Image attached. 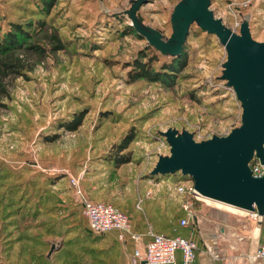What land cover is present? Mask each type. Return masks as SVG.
<instances>
[{
  "label": "rangeland",
  "instance_id": "obj_1",
  "mask_svg": "<svg viewBox=\"0 0 264 264\" xmlns=\"http://www.w3.org/2000/svg\"><path fill=\"white\" fill-rule=\"evenodd\" d=\"M179 1L148 0L138 18L169 38L170 15ZM248 1L211 0L210 10L232 31L235 22L247 20L251 37L264 42V1ZM48 2L53 6L47 12L43 7ZM129 2L0 0V37L13 31L11 24L25 28L41 21L43 27L27 43L47 51L42 57L24 49L14 53L24 62L25 74L6 80L9 96L0 100L5 105L0 107V264H48L59 246L50 239L55 226L69 215H77L79 222L86 219L76 202L77 189L91 202L122 211L120 204L142 200L141 185L146 183L160 189L158 197H168V190L180 204L174 187L190 185L188 177L150 175L158 157L169 155L161 133L187 131L201 142L226 136L241 124L240 104L221 80L225 49L195 24L179 62L158 52L156 82L129 81V65L154 53L146 50L150 46L123 14ZM234 30L238 34L239 28ZM52 34L59 37L62 50H51ZM82 112L76 131L62 127ZM130 135L134 140L126 152L131 161L115 167L113 147ZM193 210L194 220L178 225L176 235L193 241L199 237L198 254L210 247L211 264H259L251 256L261 231L248 215L203 200L193 201ZM79 222L77 228L85 230Z\"/></svg>",
  "mask_w": 264,
  "mask_h": 264
},
{
  "label": "water",
  "instance_id": "obj_2",
  "mask_svg": "<svg viewBox=\"0 0 264 264\" xmlns=\"http://www.w3.org/2000/svg\"><path fill=\"white\" fill-rule=\"evenodd\" d=\"M147 3L130 0L123 14L147 45L162 56L181 55L193 24L218 39L226 53L221 80L233 90L241 108L240 126L226 136L196 142L187 131L162 132L169 155L158 157L150 175L180 173L192 181L201 198L262 216L264 172L261 177L253 176L250 163L257 159L264 165V42L251 37L247 20L242 21L238 34L225 26L210 10L211 0H180L170 15L172 33L164 38L138 18V10Z\"/></svg>",
  "mask_w": 264,
  "mask_h": 264
},
{
  "label": "crops",
  "instance_id": "obj_3",
  "mask_svg": "<svg viewBox=\"0 0 264 264\" xmlns=\"http://www.w3.org/2000/svg\"><path fill=\"white\" fill-rule=\"evenodd\" d=\"M165 189L167 190V188ZM159 190L160 189L157 187L150 188L149 184L145 183L141 185L142 200H138L139 203L120 204L121 210L130 217L131 233L138 235L140 241H133L128 234H124V239H120V234L116 231L96 235L88 229V223H86L84 217H81L80 215L79 218H81L79 219V222L77 215H69L65 217L67 219L61 224V226L58 224L55 226V233L50 235V239L56 241L59 246L55 248L54 251L52 250L53 252L51 251L52 260L46 259L47 263L131 264L135 250L144 252L145 244L149 240V231L156 234H164L169 237H181L176 235L177 233H180L178 232V225H180V220L184 218L181 205L177 202L178 200L176 201L173 197L169 196L171 194H169L168 190V197H158L159 193L157 194V192H159ZM148 192L150 195H148ZM160 193L164 194V190L162 189ZM75 196L76 202L81 206L82 198L89 199L85 192L81 197L76 194ZM95 199L97 200V198ZM73 219H75V221H73ZM78 222L82 223L86 229L83 230V228H77L79 225ZM220 230L223 232V229H219V231ZM220 236H225V233H221ZM220 236L214 234L215 240H221ZM193 238L196 245L199 244V237L197 238L194 236ZM241 239L243 244L245 239L244 237ZM259 242L260 238L257 246ZM199 250L197 247L198 252ZM197 251V264H211L207 252H201V254H198ZM176 264H181L179 253L177 254Z\"/></svg>",
  "mask_w": 264,
  "mask_h": 264
},
{
  "label": "built area",
  "instance_id": "obj_4",
  "mask_svg": "<svg viewBox=\"0 0 264 264\" xmlns=\"http://www.w3.org/2000/svg\"><path fill=\"white\" fill-rule=\"evenodd\" d=\"M248 2H251V0ZM248 2H245L244 6ZM240 25L241 23L235 22L234 29L239 28ZM234 29L233 31H236ZM250 169L253 176L261 177L264 172V165H261L258 160L252 161ZM190 183V185L185 187L179 185L174 187V192L180 198L181 209L184 213V218L180 220V226L182 227H186L189 220H194L196 217L193 210V201L202 200L194 189L192 181ZM73 184L76 186V183ZM75 193L82 196L79 189ZM81 200L83 213L91 232L94 234H105L116 231L119 232L120 239H124V234H128L133 241H140L138 235L131 233V223L128 214L109 203L91 202L84 198ZM248 216L261 231L260 242L251 259L259 264H264V214L259 216L256 212H249ZM148 236L149 240L145 244L144 252L135 250L131 264H176L178 253L181 257V264H196L197 245L192 239L169 237L152 231L148 232ZM211 252L212 248L207 247V253L211 254Z\"/></svg>",
  "mask_w": 264,
  "mask_h": 264
},
{
  "label": "trees",
  "instance_id": "obj_5",
  "mask_svg": "<svg viewBox=\"0 0 264 264\" xmlns=\"http://www.w3.org/2000/svg\"><path fill=\"white\" fill-rule=\"evenodd\" d=\"M52 2V1H51ZM48 2L46 7H43L45 11H49L53 3ZM43 27L41 21L33 22L27 24L25 28L22 25L11 24L12 32H7L5 36L0 37V100L3 98H7L9 96L8 91L6 90V80L12 78H16L18 76H23L24 73V62L14 53L20 50H26L27 53H31L42 57L46 54V50L39 44L32 43L28 44L31 39L32 32H35L37 29ZM130 28H132L130 26ZM49 42L52 44V51H60L63 49V44L60 41L59 37L56 34H52L49 36ZM22 43H27L24 47L20 46ZM146 50L153 51V55L148 57V55H140L137 59L133 61L131 65V69L128 71L129 81L135 82L137 80H146L156 82L159 77V72L155 71L153 65L159 62L158 60V51L153 49L152 47H146ZM160 54V53H159ZM160 57H165L160 54ZM181 58H172L171 61L177 63ZM170 69V67H168ZM167 70V68H163V70ZM172 69V68H171ZM172 71V70H171ZM5 106L4 103H0V107ZM84 118V113H80L74 115L72 120L69 122H64L62 127L66 131H76L82 124ZM134 140V137L130 135L129 137H124L118 144H115L113 147L114 154L112 157V162L115 167H120L121 165L127 164L131 161L130 154L126 152L129 145ZM177 175L179 173H176Z\"/></svg>",
  "mask_w": 264,
  "mask_h": 264
},
{
  "label": "bare ground",
  "instance_id": "obj_6",
  "mask_svg": "<svg viewBox=\"0 0 264 264\" xmlns=\"http://www.w3.org/2000/svg\"><path fill=\"white\" fill-rule=\"evenodd\" d=\"M201 199L203 201H207L208 203L216 205L218 208L226 209V210H228L230 212H233L235 214L248 215V213H249V212H246V211H243V210H240V209H237V208H234V207H231V206H228V205L216 202V201H212V200H209V199H203V198H201ZM256 234H257V230H256Z\"/></svg>",
  "mask_w": 264,
  "mask_h": 264
}]
</instances>
